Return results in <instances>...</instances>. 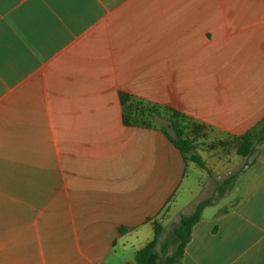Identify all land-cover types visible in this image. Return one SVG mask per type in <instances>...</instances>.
I'll return each instance as SVG.
<instances>
[{"label":"crops","instance_id":"1","mask_svg":"<svg viewBox=\"0 0 264 264\" xmlns=\"http://www.w3.org/2000/svg\"><path fill=\"white\" fill-rule=\"evenodd\" d=\"M119 93L229 138L195 152L218 177L187 186L190 162L125 126ZM263 118L264 0H0V264H133L150 220L209 199L179 264H264V143L234 140Z\"/></svg>","mask_w":264,"mask_h":264},{"label":"trees","instance_id":"2","mask_svg":"<svg viewBox=\"0 0 264 264\" xmlns=\"http://www.w3.org/2000/svg\"><path fill=\"white\" fill-rule=\"evenodd\" d=\"M119 100L122 108V122L125 126L160 129L181 153L185 162H192L197 167L204 168L202 160L195 151L197 138L207 129L206 126L176 110L146 104L123 93H119ZM234 140L236 154L240 157L249 156L255 146L264 143V118L251 130ZM234 180V177H230L217 184L216 197L222 198ZM212 202L213 199L202 201L191 214L179 216L177 225L172 230L175 239L172 252H169L168 244L162 245L161 249L157 250L159 237L164 232V228L158 220H150L154 236L143 248L135 252L133 264H179L190 241L193 226L200 221L203 210ZM126 231L125 228L119 229L120 234Z\"/></svg>","mask_w":264,"mask_h":264},{"label":"rangeland","instance_id":"3","mask_svg":"<svg viewBox=\"0 0 264 264\" xmlns=\"http://www.w3.org/2000/svg\"><path fill=\"white\" fill-rule=\"evenodd\" d=\"M217 137V135L210 129H205L204 131L201 132V134L198 136L197 138V148L199 150V153H202L203 151L206 150V152H208L209 150H212L214 148L215 143L213 142V138ZM224 138V137H223ZM218 138L217 140L220 139L219 141H231L229 138ZM232 142V141H231ZM196 152V151H195ZM208 159H206L205 161L207 162ZM207 170L206 171H202L200 169L195 170V164L190 162V168L188 170V180L186 181V185L188 186L190 184V186H192L195 183H199L200 181H207V180H211L213 179V177H218L216 174L217 172L214 171L212 165H209V163H207ZM212 183V182H210ZM213 184H210V186L207 188V191L212 194L213 192ZM187 194V193H186ZM189 193L188 195L182 196V198L188 200L189 198ZM213 197V196H212ZM217 199V197H214ZM221 204L218 205L219 208H222L223 210H225L226 208H228V206H230V204L232 205V202L229 203L227 201H229L227 198H225L224 200H221ZM227 202L229 203V205L224 206V203ZM211 211V210H209ZM165 215L162 216V218ZM159 221V220H158ZM160 222V221H159ZM178 222V217H169L165 223H164V227L165 230L168 231L171 235H172V230L173 228L177 225ZM131 261V257H130V253L129 252H121L119 255V261L118 264H128V262Z\"/></svg>","mask_w":264,"mask_h":264}]
</instances>
